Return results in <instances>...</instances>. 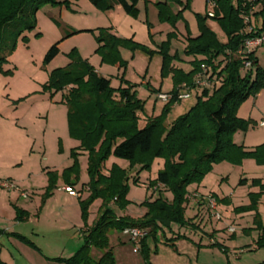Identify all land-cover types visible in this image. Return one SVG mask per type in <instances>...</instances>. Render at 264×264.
<instances>
[{"label": "rangeland", "instance_id": "obj_1", "mask_svg": "<svg viewBox=\"0 0 264 264\" xmlns=\"http://www.w3.org/2000/svg\"><path fill=\"white\" fill-rule=\"evenodd\" d=\"M60 2L62 3L58 6L46 5L38 11L36 28L27 32L25 39H18L14 52L0 69V199L9 204L8 206L4 203V207L0 208V215L9 216L13 212L12 215L17 216L18 209L14 207L18 199L22 197L26 201L32 200L38 204V209L35 215L30 214L31 217L46 216L53 228L60 226L62 218L74 222L70 231L76 238L80 234L81 247L83 235L79 231L93 226L101 200L95 199L88 205L87 217L84 219L80 201L89 196L87 191H81L82 184L89 180L86 170L87 153L79 149L80 142L69 134L67 106L63 93H55L45 88L51 71L68 65L72 60L70 54L74 53L88 59L99 74L110 77L113 88H125L128 83L134 85L137 90L136 97L143 103V111L138 115L139 126L142 127L146 116H162L165 103L156 100V96L158 93L172 91L174 74L170 72L166 77H161L162 58L156 52L149 54L148 47H157L162 42H167L170 55L177 54L184 63H187L190 57L184 54L182 36L178 32L171 35L173 31L169 32L162 27L168 23L159 19L156 5L150 0H140L138 15L131 18L143 22L147 27V41L146 37L139 38V41H145V46L118 37L125 41V44L119 47L124 65L102 63L95 53V38L99 29L116 26L122 22L116 6L100 10L88 0ZM257 10L258 7L254 9L255 12ZM119 12L124 16L121 9ZM209 12L205 0H191L184 11L186 32L197 33L199 26L196 15L205 17ZM251 20L254 25H259L255 18ZM205 24L221 42H226V35L216 20L207 17ZM55 43L59 52L45 64V54ZM256 55L260 66L264 68V47L257 49ZM176 63L183 62L173 60L172 68H177ZM121 77L124 81H121ZM195 99L193 91L190 99L172 105L163 117L165 128L184 114L194 104ZM243 103L237 108L236 115L251 120L252 124L245 132L239 131L240 134L258 132L261 130L258 124L263 110H259V113L257 107L250 105V109L239 111ZM261 143L264 141L258 145ZM73 152L77 155H72ZM75 163L78 179L75 180L74 171H69L71 184L67 185L62 174ZM113 164L129 172L126 195L129 203L124 209L112 204L111 209L117 217L129 216L136 219L146 212L141 203L152 193L154 198L159 196V192H153L148 186L164 168V161L156 158L149 169L140 170L139 166L131 168L128 161L110 156L102 172L107 174ZM258 166H262V169H252L243 162L241 165H234L223 161L214 164L199 183L188 185L189 207L202 197H205L206 201L207 197L211 198L216 204L215 209L208 205L209 216L204 218L206 234L194 232L186 225L172 223L170 227L162 226L155 236L150 235L144 245L141 241L134 245L121 231L114 227L109 228L106 236L108 249L114 257L113 264H264V246L258 247L255 244V239H258L264 229V221L261 222L260 228L254 222L256 212L263 216L264 220L263 205L258 203L256 211H237L250 204L249 194L254 193L250 192V189L254 188L250 185L252 177H264V165ZM50 174H55L54 186L47 194ZM137 177L138 183H135L134 178ZM240 180H246L245 184H239ZM31 184L33 188H41L34 190L29 187ZM62 188L68 195L57 194ZM256 191L258 192V188ZM161 196L172 198L170 192H162ZM61 205L64 207H60ZM251 212L253 214L248 215ZM216 213L220 214L221 219H216ZM193 214V210H185L186 218ZM230 214L232 216H229ZM216 227L223 228L217 232L220 234L215 233ZM146 231L148 232V229ZM214 233L216 236L210 237ZM177 236L180 237L176 238ZM102 252L91 248L89 254L96 260Z\"/></svg>", "mask_w": 264, "mask_h": 264}, {"label": "trees", "instance_id": "obj_2", "mask_svg": "<svg viewBox=\"0 0 264 264\" xmlns=\"http://www.w3.org/2000/svg\"><path fill=\"white\" fill-rule=\"evenodd\" d=\"M88 1L100 10L119 6L125 14L136 18L140 0ZM190 1L185 0L183 10L188 8ZM215 1L212 18L225 33L226 42H221L207 27L205 20L208 16L196 15L199 35L195 38L188 35L184 47V54L192 57L190 71L172 68L173 60H180V57L168 53L167 42L157 47L156 53L162 58L161 77L174 73L172 91L183 82L191 85L201 64L217 63L220 66L225 63L218 74L220 85L202 90L195 96L194 104L168 128L163 125V117L174 102L164 105L162 116L147 118L140 127L138 115L143 111V103L136 97L135 86L125 81L127 87L113 88L110 79L99 75L88 60L80 55L71 53L72 60L68 65L51 71L45 88L63 93L69 134L80 142L79 149L87 153L89 180L82 186L87 188L89 196L80 201L82 217L86 219L87 207L93 200H101L97 219L92 227L85 230L81 247L70 258H56L54 261L60 264H113L114 257L108 249L106 236L109 228L114 227L121 232L133 227L148 229L147 235L141 240L144 245L146 239L150 235L155 236L162 226L188 224L189 220L185 217L187 187L199 183L214 164L227 161L241 165L244 159L250 158L257 165H264V143L245 150L232 139L234 133L245 132L252 124L251 120L236 115L237 108L264 89V68L258 64L256 52L248 56L252 67L247 70L243 68V59L237 55L246 38L264 32V0ZM61 3L58 0H0V69L14 52L18 39H25L24 35L36 28L38 11L46 5L55 7ZM171 4L182 5V2L166 0L155 5L159 19L175 29L176 23L183 18V10L174 13ZM256 7L258 10L255 12ZM243 17L249 18V21L245 23ZM253 18L259 21L258 26L253 24ZM249 25L252 28L250 32ZM170 34L175 35V31ZM95 39V53L102 63L124 65L119 48L125 44L124 40L112 34L110 28L99 29ZM58 52L55 43L46 52L44 63L48 64ZM148 53L154 51L148 50ZM121 81H124L122 77ZM72 155L77 154L73 152ZM110 156L128 161L131 168L139 166L140 170L149 169L156 158L164 161V168L148 186L153 192H159V196L154 198L152 193L146 198L141 203L146 212L136 219L117 217L111 209L112 204L124 209L129 203L126 199L129 172L113 164L104 174L102 170ZM76 166L77 163L62 174L67 185L71 184L69 171H74V178L78 179ZM54 179L55 174H50L47 194L54 186ZM134 182L138 183V177L134 178ZM245 182L240 180L239 184ZM250 185L257 187L258 192L250 193V204L237 211H256L258 201L264 194V183L260 179H252ZM162 192H170L171 200L163 198ZM254 222L261 227L258 212L255 213ZM256 244L258 247L264 246V229ZM91 248L103 251L98 259L90 256Z\"/></svg>", "mask_w": 264, "mask_h": 264}, {"label": "crops", "instance_id": "obj_3", "mask_svg": "<svg viewBox=\"0 0 264 264\" xmlns=\"http://www.w3.org/2000/svg\"><path fill=\"white\" fill-rule=\"evenodd\" d=\"M58 1H62V0H58ZM150 1L156 4V3H164L166 0H150ZM181 2H182V5L171 4V7L174 13L183 10L185 0H181ZM137 8H138V4H137ZM115 9L117 11V14L121 16L122 22L119 25L117 24L116 26L113 25L111 27H108L111 29V33L114 34L116 37H120L126 40H131L140 45L145 44L143 43L145 42L144 40L139 41L140 37L141 39L146 37V41H147L148 29L147 27L144 26L143 22L136 20V19H132L130 16L125 14L122 8L119 6H116ZM119 9L123 11L124 16L119 14L120 13ZM184 11L185 10L182 11L183 18L176 23L175 29L170 27L168 24H163L162 27H165V30L169 32H172V31L178 32L183 38L184 47H185L186 37L189 35L191 38H195L199 35V31L195 34H188L186 32L185 25H184V20L186 21L184 17ZM157 47H148V48H150L151 51L157 52ZM255 57L257 58L258 64L260 65L259 58L256 55V53H255ZM191 60H192V57H190V59L187 62L188 64H187V63H184V60L181 59L180 57V61H182L183 63H176L175 66L178 69L183 70L184 72H188L191 70V66L189 65V62ZM96 72L98 73V71ZM101 76L105 78H109L111 81L110 77H107L105 75H101ZM134 91L135 93L137 92V90L135 89ZM250 105L257 107L258 111L263 110V112L261 113L263 114L262 118L259 120V123H260L262 120H264V90L260 91L255 97L248 98L243 103V105L240 107L239 111L243 109L244 110L250 109ZM252 110L253 109H251V111ZM145 118L146 119L150 118V116H146ZM258 126L261 129V130H258V132L252 131V132H247L244 135H241L240 132L238 131L232 137L233 142L237 145L243 146L245 150H251L254 148V146H258L260 142L264 141V137H262V131H264V126H260V124H258ZM258 138L259 140H257ZM242 162L250 166V168L252 169H255V168L262 169V166H258L254 162L253 159L252 160L244 159ZM252 174L255 175L256 173H252ZM252 178L260 179L262 183H264V177L262 176H259V177L254 176ZM83 184H86V183H83ZM29 187L33 188V184H31ZM40 188L41 187L39 188L34 187L33 189L38 190ZM256 189L257 187H254L253 189H250V192L256 193L257 192ZM82 190L87 191V188L81 186V191ZM58 192L59 193L57 194L68 195V192H65L64 188H62ZM70 197L73 198L72 196ZM168 200H171V199H168ZM4 203H7L6 200L0 199V208L4 207ZM259 204L261 206L263 205V208H264V194L259 199ZM189 205H190V200H189V196L187 195L185 210L191 209L194 211V214L193 216L187 218L189 222L186 226L190 228L191 230H193L194 232L204 233L206 231V226H204V218L205 216H209V211H210L206 198L202 197L201 199L195 200L194 205L192 204L191 207H189ZM261 206L259 207V209H260V212L262 213L263 209L261 208ZM60 207L63 208L64 206L61 205ZM14 208L18 209L17 216L12 215L13 212H11L9 216L0 215V264H60L54 261L53 259L70 258L80 248V239H79L80 234L78 233L80 232L83 235L85 232V229L84 230L81 229V231L77 230L79 231L77 233L78 237L77 238L74 237L70 231V229L74 226V222L70 221V219L62 218L60 220V226L53 228L52 225L49 224L46 216L40 215L38 217L36 216L31 217L30 214H34V215L36 214L37 209H38V204L32 200L26 201L22 197L18 199ZM45 208L46 207H44L43 210H45ZM43 210H42V213H43ZM252 214L253 212H251L248 215H252ZM229 216H232V215L230 214ZM260 218H261V222H263L264 221L263 216L260 215ZM221 229L223 228L216 227V230L214 231L216 234H220L217 232ZM215 233L214 235H210V237L216 236ZM256 241L257 239H255V244H256Z\"/></svg>", "mask_w": 264, "mask_h": 264}, {"label": "built area", "instance_id": "obj_4", "mask_svg": "<svg viewBox=\"0 0 264 264\" xmlns=\"http://www.w3.org/2000/svg\"><path fill=\"white\" fill-rule=\"evenodd\" d=\"M206 6L209 9L208 17L214 16V10L216 8L215 0H205ZM244 22L247 23L249 18L243 17ZM250 26V25H249ZM248 26V32L252 30L251 26ZM264 47V32L246 38L239 50L237 51V55L243 59V68L245 70L252 67V62L249 60L248 56L251 53L256 52L257 49ZM224 64L220 66L217 63L213 65L201 64L199 71L195 73L192 79V84L189 85L187 83L180 84L174 91H170L169 93H158L156 96V100L169 103L174 102L178 103L182 100L190 99L192 92H195V96L198 95L204 89H211L214 87H218L221 83V78L219 77V72L224 67ZM260 126H264V120L260 122ZM207 203L210 208L215 209V202L207 197ZM216 219H221L220 214H214ZM122 233L129 237L130 241L137 245L146 235L147 231L143 228L133 227V228H125ZM136 250V249H135Z\"/></svg>", "mask_w": 264, "mask_h": 264}]
</instances>
